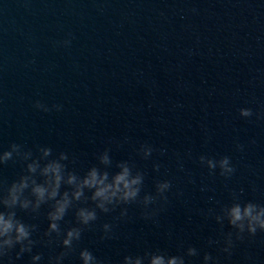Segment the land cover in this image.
Wrapping results in <instances>:
<instances>
[{"label": "water", "instance_id": "1", "mask_svg": "<svg viewBox=\"0 0 264 264\" xmlns=\"http://www.w3.org/2000/svg\"><path fill=\"white\" fill-rule=\"evenodd\" d=\"M245 107L252 117L240 116ZM12 143L35 155L66 152L81 174L110 148L114 165L127 160L145 172L141 196L172 183L152 219L139 205L123 219L119 209L99 213L65 264H81L82 248L121 264L128 254L188 246L201 250L196 264L205 252L218 264H264V232L235 240L230 256L208 244L234 231L215 221L234 195L264 203V0H0V151ZM143 144L154 149L147 160L137 154ZM201 155L231 157L235 174L212 172ZM22 168L0 166V194ZM46 211L18 210L39 226L34 239L47 230ZM105 222L114 234L102 240ZM18 250L15 264H30L27 253L15 260ZM61 250L42 242L32 254L47 264Z\"/></svg>", "mask_w": 264, "mask_h": 264}, {"label": "clouds", "instance_id": "2", "mask_svg": "<svg viewBox=\"0 0 264 264\" xmlns=\"http://www.w3.org/2000/svg\"><path fill=\"white\" fill-rule=\"evenodd\" d=\"M71 41H64L70 45ZM35 107L44 112L51 109L39 101ZM57 111L62 105H53ZM254 115L251 108H241L240 116L250 118ZM243 150V145H237ZM153 147L143 144L137 150L142 159H149L153 154ZM165 150H161L163 154ZM97 164L88 167L82 174L75 168L69 167V154L59 152L53 155L51 147H40L39 155L23 145L12 143L10 148L0 151V166L9 161L21 162V173L0 194V264H4L5 257L8 264H15L11 253L19 246L15 260H20L25 253L31 257L30 264H41L43 253H33L34 247L42 242L46 246L57 244L62 250L48 258L47 264H65L67 257L77 251L85 230L91 229L99 220V213L105 215L119 212V219L128 216L130 205H139L143 209L144 219H152L156 215L153 206L158 202H167L168 193L172 188L170 180H160L155 183V191L141 193L145 185V172L130 164L127 160L113 164L111 149L106 148L96 155ZM199 162L212 172L219 169V174L230 178L236 168L231 157L220 159L201 155ZM113 166L117 171H112ZM160 170V164L154 165ZM47 208V230L39 240L34 239L39 226L26 223L18 216V210L38 216L42 207ZM74 213V223L65 221L69 212ZM217 224L223 227L224 222L234 231L228 232L223 241L209 239V246L222 244L220 251L232 254L235 240H242L245 236H255L264 232V203L252 200L242 201L234 195L232 202L222 209L221 214L215 215ZM67 224V227L63 225ZM101 239H111L114 225L105 222L101 225ZM201 250L195 246H188L186 250L177 254H170L166 250H145L143 254H128L123 257L121 264H196L194 258H200ZM81 264H104L88 248L79 250ZM200 264H218V260L210 252H205Z\"/></svg>", "mask_w": 264, "mask_h": 264}]
</instances>
